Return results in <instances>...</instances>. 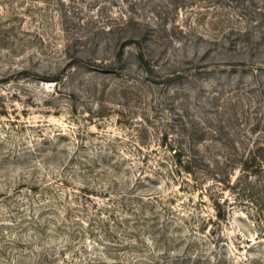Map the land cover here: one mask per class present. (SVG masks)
Returning <instances> with one entry per match:
<instances>
[{"label":"rangeland","instance_id":"1","mask_svg":"<svg viewBox=\"0 0 264 264\" xmlns=\"http://www.w3.org/2000/svg\"><path fill=\"white\" fill-rule=\"evenodd\" d=\"M0 264H264V0H0Z\"/></svg>","mask_w":264,"mask_h":264}]
</instances>
